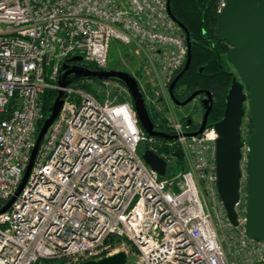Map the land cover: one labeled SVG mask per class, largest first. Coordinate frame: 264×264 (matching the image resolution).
<instances>
[{
	"label": "built area",
	"instance_id": "built-area-1",
	"mask_svg": "<svg viewBox=\"0 0 264 264\" xmlns=\"http://www.w3.org/2000/svg\"><path fill=\"white\" fill-rule=\"evenodd\" d=\"M113 39L138 48L170 83L186 63V36L168 0H0V209L29 165L46 91L65 93L24 189L0 215V264H83L121 251L137 264H264V241L246 233L250 134L242 133L235 226L218 192L213 128L187 137L173 124L188 166L161 177L141 147L158 154L163 142L142 130L124 85L116 104L82 81L59 86L73 57L108 69Z\"/></svg>",
	"mask_w": 264,
	"mask_h": 264
},
{
	"label": "water",
	"instance_id": "water-1",
	"mask_svg": "<svg viewBox=\"0 0 264 264\" xmlns=\"http://www.w3.org/2000/svg\"><path fill=\"white\" fill-rule=\"evenodd\" d=\"M171 0H168V11L172 19L182 28L188 47V55L183 70L173 79L169 87V95L175 105L185 107L197 97L203 100L204 117L200 127L184 136H200L206 129L213 128L217 134L216 163L217 184L221 201L226 209L229 220L237 225L235 205L239 200L241 185L242 123L246 115L245 103L249 101L248 115L254 126V132L248 139V208L246 213V233L257 241H264V0H226L221 10L216 27V40L226 43L230 49L227 54L229 63L236 69L241 82L236 76L226 96L223 117L216 123L209 124L214 98L208 90H198L186 100L181 101L175 95L178 81L189 70L192 62L191 36L183 24L178 22L171 12ZM82 57H73L63 63L60 71L59 86L66 88L74 82L82 80L113 81L125 86L128 90L140 127L150 137L175 140L170 135L156 129L150 118L147 104L137 79L129 72L117 69L91 70L71 62H82ZM203 71V68H200ZM246 90L248 93H246ZM65 93L58 95L49 109L36 138L35 147L23 179L15 195L0 209V215L7 212L15 203L16 198L24 189L42 141L58 117ZM141 156L146 164L161 177H166L168 162L157 153L145 147ZM83 264H128L127 254L123 251L99 260H89Z\"/></svg>",
	"mask_w": 264,
	"mask_h": 264
},
{
	"label": "trees",
	"instance_id": "trees-1",
	"mask_svg": "<svg viewBox=\"0 0 264 264\" xmlns=\"http://www.w3.org/2000/svg\"><path fill=\"white\" fill-rule=\"evenodd\" d=\"M222 0H171V12L178 22L184 25L191 36V52L192 62L189 70L178 81L175 89L177 99H186L192 93L198 90H208L212 93L214 104L208 118V123L213 124L219 121L225 111V99L230 90L234 74L230 69V64L227 59V54L230 47L224 42L216 40V27L219 18V7ZM83 65L91 70H99L97 66L92 63L85 62ZM203 68V71H200ZM183 70L177 72L174 78ZM173 78V79H174ZM172 79V81H173ZM100 83L99 80H96ZM84 87L91 93L87 84ZM183 87V96L177 94V89ZM58 93L53 90L46 91L44 101V119L38 124V133L42 127L44 120L49 115V109L55 101ZM150 118L156 129L173 135L172 129L167 125L166 121L162 119L153 109L151 110L147 105ZM187 132L198 129L199 124H196L192 119L187 120L183 125ZM190 127H193L192 129ZM250 135L254 132V126L250 123ZM160 139V138H159ZM163 142L158 155L173 154L176 157L174 165H169L168 177L176 173L186 170V164L182 152L176 148L172 150L166 146L172 140L160 139ZM112 243H121L122 240L111 238ZM58 260H42L38 264H59Z\"/></svg>",
	"mask_w": 264,
	"mask_h": 264
},
{
	"label": "rangeland",
	"instance_id": "rangeland-1",
	"mask_svg": "<svg viewBox=\"0 0 264 264\" xmlns=\"http://www.w3.org/2000/svg\"><path fill=\"white\" fill-rule=\"evenodd\" d=\"M108 69L123 70L132 74L137 79L138 83L142 87V90L144 89V92L146 91L147 94H151L146 98L149 108L157 112L158 115L161 116L164 121H166L168 126L171 127L173 124L178 123L184 125V123L190 119H192L197 124H201L203 111L200 101L194 100L185 107H179L175 105L169 95L170 85L168 84L170 82H167L160 78L156 70L151 67V63L147 59L146 55L138 48L134 46H125L118 40L113 39L110 43ZM230 69L234 76H236L241 82L236 69L231 64ZM82 82L87 84L88 88L92 90L95 95L103 101H109L113 104H116L124 99L125 94H121V91H124V86L118 82L100 81L99 83L96 80H82ZM183 90V87H179L177 89V94L183 96ZM246 93H248L247 90ZM245 109L246 115L242 123V133H244V137L250 134L251 131V121L248 115L249 101H246ZM166 146L172 150H176L177 148L182 152L187 168L188 161L186 159V152L183 150V148L179 144L174 142L166 144ZM144 149L145 144H143L141 147L142 151ZM162 155L168 160L169 165H174L176 161L175 155L165 153ZM245 165L246 162H244L243 165L244 171H246ZM59 264H62V261H60ZM128 264H137L136 255L133 254L131 255V257H129Z\"/></svg>",
	"mask_w": 264,
	"mask_h": 264
},
{
	"label": "flooded vegetation",
	"instance_id": "flooded-vegetation-1",
	"mask_svg": "<svg viewBox=\"0 0 264 264\" xmlns=\"http://www.w3.org/2000/svg\"><path fill=\"white\" fill-rule=\"evenodd\" d=\"M71 65H79L80 66V64L79 63H76V62H73V63H71ZM176 89V88H175ZM188 98V97H187ZM186 98V99H187ZM186 99H183V100H181V101H184V100H186ZM205 99V96H200V97H197L195 100H199L200 101V103H201V106H202V111H203V117H204V105H203V100ZM203 117H202V120H203ZM202 123V122H201ZM197 124V123H196ZM199 127H200V124H199ZM191 129L193 128V127H190ZM193 131H196V129H192L191 130V132H193Z\"/></svg>",
	"mask_w": 264,
	"mask_h": 264
}]
</instances>
